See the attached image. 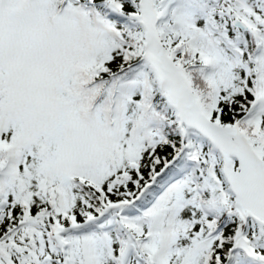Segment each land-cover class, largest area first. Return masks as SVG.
I'll use <instances>...</instances> for the list:
<instances>
[{
    "label": "snow or ice",
    "instance_id": "6c2138e0",
    "mask_svg": "<svg viewBox=\"0 0 264 264\" xmlns=\"http://www.w3.org/2000/svg\"><path fill=\"white\" fill-rule=\"evenodd\" d=\"M0 264H264V0H0Z\"/></svg>",
    "mask_w": 264,
    "mask_h": 264
}]
</instances>
